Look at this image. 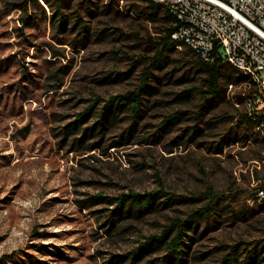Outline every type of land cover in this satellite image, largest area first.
Listing matches in <instances>:
<instances>
[{"label": "rangeland", "instance_id": "rangeland-1", "mask_svg": "<svg viewBox=\"0 0 264 264\" xmlns=\"http://www.w3.org/2000/svg\"><path fill=\"white\" fill-rule=\"evenodd\" d=\"M19 1L0 0V264H113L111 255L139 245L170 216L204 204L208 188L225 196L185 264H219L233 247L240 260L252 249L251 264H264V199L254 197L264 133L236 118L249 84L223 81L220 97L199 112L206 75L198 55L177 45L151 66L156 88L144 93L141 115L124 107L99 129L106 100L134 88L154 60L160 23L145 17L140 0H92V13L72 0L62 29L53 3L13 7ZM77 14L87 19L85 38L70 29ZM228 134L238 141H224ZM160 187L173 201L145 212L119 216L109 201ZM204 225L202 218L196 230ZM161 253L137 264H157Z\"/></svg>", "mask_w": 264, "mask_h": 264}, {"label": "trees", "instance_id": "trees-1", "mask_svg": "<svg viewBox=\"0 0 264 264\" xmlns=\"http://www.w3.org/2000/svg\"><path fill=\"white\" fill-rule=\"evenodd\" d=\"M36 2L41 4V1L54 5V10L56 11V23L59 28L66 29L65 23L67 21L68 13L64 11V7L70 6L72 0H21L19 2H13V7H21L27 9L29 2ZM142 4L141 12L144 13L145 17L155 23H160V27L157 29V39L154 40L156 44V54L154 55V60L150 61L149 64L143 66L140 82L132 89L127 90L123 93L112 95L102 106L99 115V129L103 128L105 122L112 121L116 115L117 110H122L126 107L131 111V116H140L141 105L144 99V93H154L153 89L156 88L149 79L150 68L152 65H157L159 62V57L165 55L166 51L171 47H176L180 42L171 37V32L176 26L175 18L171 12L161 3L154 0H140ZM79 6H83L89 13L93 12L92 0H76ZM111 7V3L106 4ZM73 12H71L72 14ZM87 19L83 18L80 14H77L71 24L70 29L74 27H79L77 29L78 34L81 33L82 37L85 38L86 34L83 30L87 29ZM188 50L195 52L198 55V64L202 67L205 73L204 84L206 88H201L199 94V112L213 105V102L220 97L221 86L223 81H228L227 83H245L249 82V76L237 69L227 60H225L219 53L217 47H215L209 59H203L194 49L188 47ZM230 80V81H229ZM254 87L252 85L248 86L246 96L250 95ZM190 95L191 91L181 93L180 95ZM91 106H88L85 110L78 113V118L72 123L74 128L79 127L77 120L83 121L86 115L90 112ZM175 116V115H174ZM237 122L239 125L245 124L246 127H252L254 129V124L262 119H264V112L253 111L252 114L248 113L246 110L239 112L236 115ZM169 118H165L160 124L159 128L163 129L167 125ZM70 123V124H72ZM69 124V125H70ZM97 125V126H98ZM196 126V125H195ZM193 125V135L197 128ZM94 128V125L90 127V132ZM88 127L83 130L82 136L78 139L81 140L86 136ZM101 131V130H100ZM192 135V134H191ZM248 139L247 136L244 137L243 143ZM224 141H238V136L230 134L223 136ZM215 152L222 151V142L214 146ZM264 183V177H262L261 182L255 186L254 197L257 198L256 192L258 188ZM167 193L162 187L157 189L148 190L145 192H123L120 195L112 196L109 201H116L117 206L115 208V213L119 216L123 212H145L152 210L158 205V201L164 204L173 201V197L170 195L165 196ZM205 196H209L208 200L198 206L193 207L186 215H172L164 222L160 230L154 234L148 235L145 240L141 241L139 245L134 246L132 249L117 255H111L108 262L116 264L120 262H127V264H137V261L144 257L146 254L153 250H161L162 253L158 255L155 259L158 260L157 264H185L187 262L188 253L187 249L190 247L192 241L197 240L198 236L204 235L208 229L209 219L213 213L217 212V206H219V201L225 196L223 192H218L212 188L206 190ZM165 197L164 199H160ZM159 199V200H158ZM124 215V213H123ZM111 225L114 224V218L111 217ZM202 218H205V225L199 232L196 227L200 224ZM215 219V218H213ZM252 250V249H250ZM247 251L245 258L240 260L238 258V253L241 254V250L238 247H233L231 250L226 252L221 258L219 264H251V260L255 258L256 252L252 253ZM116 256V258H114ZM148 261L147 264H150Z\"/></svg>", "mask_w": 264, "mask_h": 264}, {"label": "built area", "instance_id": "built-area-1", "mask_svg": "<svg viewBox=\"0 0 264 264\" xmlns=\"http://www.w3.org/2000/svg\"><path fill=\"white\" fill-rule=\"evenodd\" d=\"M174 16L171 37L209 59L217 47L222 57L249 76L252 93L246 111L264 112V0H154ZM232 85V83H229ZM264 133V119L254 124ZM257 166L264 173V145ZM264 199V183L256 192Z\"/></svg>", "mask_w": 264, "mask_h": 264}]
</instances>
